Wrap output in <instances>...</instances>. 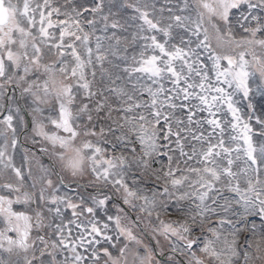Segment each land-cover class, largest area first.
<instances>
[{"label":"snow or ice","instance_id":"obj_1","mask_svg":"<svg viewBox=\"0 0 264 264\" xmlns=\"http://www.w3.org/2000/svg\"><path fill=\"white\" fill-rule=\"evenodd\" d=\"M130 245L264 264V0H0V264Z\"/></svg>","mask_w":264,"mask_h":264},{"label":"flooded vegetation","instance_id":"obj_2","mask_svg":"<svg viewBox=\"0 0 264 264\" xmlns=\"http://www.w3.org/2000/svg\"><path fill=\"white\" fill-rule=\"evenodd\" d=\"M20 140L22 142V147L20 150L21 153L23 152V148H30L31 149V140H27L25 136H21ZM31 151L36 152V155L32 159V164H31L34 171H38L41 163L47 165V163H48L47 158L40 156V154L38 153V151L36 149H31ZM16 164H17V166H19V164H20L19 156L16 159ZM129 248H130V250L128 253V261H129V264H132V259H133L132 252L135 250L136 246L130 245ZM5 258L7 259L8 257H5ZM12 258L14 259V257H12Z\"/></svg>","mask_w":264,"mask_h":264},{"label":"rangeland","instance_id":"obj_3","mask_svg":"<svg viewBox=\"0 0 264 264\" xmlns=\"http://www.w3.org/2000/svg\"><path fill=\"white\" fill-rule=\"evenodd\" d=\"M135 246V245H134Z\"/></svg>","mask_w":264,"mask_h":264}]
</instances>
